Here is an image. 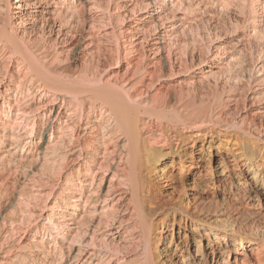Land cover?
I'll list each match as a JSON object with an SVG mask.
<instances>
[{"label": "bare ground", "instance_id": "6f19581e", "mask_svg": "<svg viewBox=\"0 0 264 264\" xmlns=\"http://www.w3.org/2000/svg\"><path fill=\"white\" fill-rule=\"evenodd\" d=\"M207 2L0 0V264H264L200 208L264 210V0Z\"/></svg>", "mask_w": 264, "mask_h": 264}, {"label": "rangeland", "instance_id": "374dc122", "mask_svg": "<svg viewBox=\"0 0 264 264\" xmlns=\"http://www.w3.org/2000/svg\"><path fill=\"white\" fill-rule=\"evenodd\" d=\"M207 2V0H205ZM210 1V0H209ZM207 2V6L209 8L206 9V14L207 16H209L210 18H213L215 20L218 21V24H215L216 26H209V28H212L210 30H212L213 33H215L216 35L219 36V38L223 39V41L226 42V45H227V49L228 51H232L233 49H240L239 48V43H237V41L239 40V37L241 35V33L243 32V26L240 25V24H237L236 22H232L231 21V18L232 20L236 19L238 16V18H243V17H246L248 12L246 10V8L244 9H240V7L238 6L239 2H241L242 0H231V2L227 5H223V2H222V6L219 5V3H215V0H211L210 2ZM220 1V0H218ZM233 1V2H232ZM236 2V3H234ZM232 4V5H231ZM238 4V5H237ZM218 5V6H217ZM237 5V6H236ZM230 7V8H229ZM213 8V9H212ZM217 8V10H216ZM231 9V10H230ZM235 9V10H234ZM209 10V11H207ZM214 10V11H213ZM235 11V12H234ZM234 12V13H233ZM227 13V14H226ZM231 13V14H230ZM233 14V15H232ZM205 15V16H206ZM234 15H235V18H234ZM241 16V17H240ZM230 17V18H229ZM220 25V26H219ZM228 26V27H227ZM207 26L202 24V26H200V28H202L201 30H203L204 28H206ZM214 27V28H213ZM217 28V29H216ZM219 32V33H218ZM224 32V33H223ZM241 32V33H240ZM222 36V37H221ZM235 41V42H234ZM235 44H234V43ZM232 45V46H231ZM229 46V47H228ZM247 52L250 53V50H247ZM246 52V54H243L242 58H241V61L242 63L245 65L247 64V62L250 61L251 59V62H255L259 56L260 53H257V52H254L251 57L250 55ZM250 57V58H249ZM248 61H247V59ZM244 61V62H243ZM177 195V194H175ZM188 195V191L186 190L184 193L180 194L179 195V199L181 200H185L186 197ZM242 196V194H241ZM175 197H178V196H175ZM205 199H204V198ZM203 204L201 205L200 204V208L202 206L201 209H205V211L207 212H213V213H216L217 216H219L220 218L222 217H227V218H223V219H231V220H236L235 222H233L235 228L236 229L234 230V236H238V235H242V234H246L247 233V230L249 231V229H251V233L253 232V234H255V232L257 233L258 232V235L256 234V238L258 239L257 242H259V244L262 245V248L264 250V217L263 214H264V210L260 209L259 206L256 205V203H252L250 204V202H247L245 201L242 202V204L244 203L245 205H242L241 208L242 209H236L237 205H234L232 202L230 201H226V202H223L221 200V197L220 196H206V195H203ZM208 198V199H206ZM212 198V199H211ZM241 198H244L243 196ZM208 200L209 203H208ZM217 203V204H216ZM223 204H225L223 206ZM221 205V206H220ZM231 207H229V206ZM247 205V206H246ZM220 206V207H218ZM227 206V207H226ZM236 206V207H234ZM207 207V208H206ZM231 208L232 211H235V212H232L231 211ZM238 208V207H237ZM245 208V209H244ZM219 209V210H218ZM228 209V211H227ZM230 209V210H229ZM236 209V210H234ZM217 210V211H216ZM245 212H244V211ZM220 211V213H219ZM224 211V213H223ZM243 211V212H242ZM249 211V212H248ZM252 211V212H251ZM237 212V213H236ZM256 213V214H255ZM7 214L9 215H13V210L12 209H9L7 211ZM232 214V215H231ZM241 215V216H239ZM260 215V216H259ZM233 216V217H232ZM259 216V217H258ZM242 218V219H241ZM254 219V220H253ZM239 220V221H238ZM246 223V224H245ZM239 226V227H238ZM238 227V228H237ZM259 228V229H258ZM242 229V231H241ZM253 230V231H252ZM262 231V232H261ZM242 232V233H241ZM262 233V234H261ZM259 236V238H258ZM262 237V238H260ZM262 239V240H261Z\"/></svg>", "mask_w": 264, "mask_h": 264}]
</instances>
